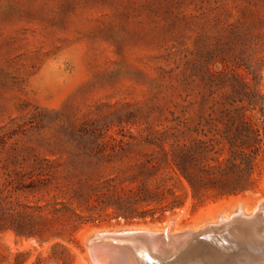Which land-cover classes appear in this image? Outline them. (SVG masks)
I'll list each match as a JSON object with an SVG mask.
<instances>
[{
    "label": "rangeland",
    "instance_id": "374dc122",
    "mask_svg": "<svg viewBox=\"0 0 264 264\" xmlns=\"http://www.w3.org/2000/svg\"><path fill=\"white\" fill-rule=\"evenodd\" d=\"M235 26L251 36L264 31V0H0V163L10 170L48 160L63 177L73 163L104 155L115 167L103 175L120 176L128 162L161 156L147 143L159 133L197 138V175L229 154V142L258 150L243 192L218 197L200 187L197 201L185 196L161 222L107 217L45 241L0 232V264H95L87 241L96 232L177 233L264 203V66L238 69L243 91L218 74L238 54ZM54 196L19 200L45 204ZM254 226L247 248L224 264H264L253 244L264 231Z\"/></svg>",
    "mask_w": 264,
    "mask_h": 264
},
{
    "label": "trees",
    "instance_id": "16d2710c",
    "mask_svg": "<svg viewBox=\"0 0 264 264\" xmlns=\"http://www.w3.org/2000/svg\"><path fill=\"white\" fill-rule=\"evenodd\" d=\"M231 34L235 42L231 50L238 49V54L224 60L218 74L235 90L243 91L247 80L238 69L253 74L256 66H264V31L251 36L235 26ZM237 117H243V113L233 119ZM159 134L147 143L157 147L161 156L128 162L120 176L103 175L104 169L115 167L114 160L104 155L73 163L72 170L63 177L48 160L37 162L28 172L10 170L7 162L0 163V232L10 230L19 237L45 241L107 217L161 222L184 206L185 196L197 201L200 187L204 195L218 197L247 189L242 180L251 179L258 150L246 153L229 142V154L221 160L213 158V164L208 163L203 174L197 175V138L186 143L178 135L166 138V133ZM96 146L101 153L106 144ZM51 191L60 200L55 196L45 204H24L19 200L20 194L45 195Z\"/></svg>",
    "mask_w": 264,
    "mask_h": 264
},
{
    "label": "water",
    "instance_id": "95a60500",
    "mask_svg": "<svg viewBox=\"0 0 264 264\" xmlns=\"http://www.w3.org/2000/svg\"><path fill=\"white\" fill-rule=\"evenodd\" d=\"M239 222L244 223V219ZM238 226L239 223H234L228 232L224 233L227 242L221 241V244L226 247L223 249L202 235L194 236L190 230L169 234L168 228L156 233L146 229L96 232L88 239L87 247L95 264L97 257L106 258L108 262L114 264L128 263L130 256L133 255L130 244L134 242L143 246L148 254L155 258L154 261H150L146 255H134L137 264H176L189 253H206L207 251L216 256L215 264H222L224 260L239 254L248 246L245 238L232 233L231 230ZM153 237L159 239L161 248L158 251H155L150 244Z\"/></svg>",
    "mask_w": 264,
    "mask_h": 264
},
{
    "label": "bare ground",
    "instance_id": "6f19581e",
    "mask_svg": "<svg viewBox=\"0 0 264 264\" xmlns=\"http://www.w3.org/2000/svg\"><path fill=\"white\" fill-rule=\"evenodd\" d=\"M262 214H264V203H261L260 206L257 207V209L253 213L247 214L243 210V208L242 209L240 208L239 210L235 211L234 213L230 215H222L215 222L208 223L198 229H194L190 231L193 232L194 236L197 235L199 237L202 235L203 237L209 239L213 244H215V242H217L218 240H222V239L225 240L224 233L228 232L229 228L233 226L234 223L235 224L239 223L238 227L233 228L231 230L232 233L234 235L239 236L240 238H245L246 243H250L251 240L253 239L252 236L254 234V231L251 232V226L256 225L258 227L260 225V224L258 225V222L260 220V215ZM241 218L244 219V223L239 222L240 220H242ZM262 224L260 226H262ZM257 227L254 226V228H257ZM140 229H146V228H140ZM257 229L258 231L260 230V232L264 231V225ZM151 232L156 233L158 231H151ZM168 233L170 234L169 231ZM263 240L264 239H259L253 242L254 246H256L257 249L259 248L261 252L264 251ZM150 244L155 251L156 250L158 251L161 248L159 239L155 237L152 238V241L150 242ZM216 245L218 246L219 243H216ZM218 247H220L221 249L226 248L225 246H222L221 243ZM130 248L132 249L133 255L130 256L128 263H125V264H137V261L135 260L134 255H139V256L146 255L150 261H154L155 259L153 256L148 254V252L139 243H136V242L131 243ZM215 257L216 256L210 251H207L206 253L192 252V253H189L185 258H183L181 261H179L176 264H215L216 262L214 260ZM187 258H191V261L190 262L187 261ZM224 261L222 262V264H224ZM96 264H114V263L108 262L106 258L97 257Z\"/></svg>",
    "mask_w": 264,
    "mask_h": 264
}]
</instances>
